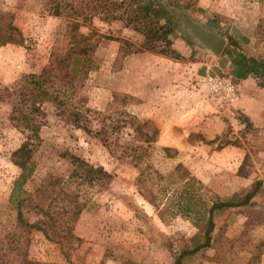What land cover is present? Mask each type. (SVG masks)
<instances>
[{
    "label": "rangeland",
    "instance_id": "rangeland-1",
    "mask_svg": "<svg viewBox=\"0 0 264 264\" xmlns=\"http://www.w3.org/2000/svg\"><path fill=\"white\" fill-rule=\"evenodd\" d=\"M137 1L149 7L146 11L161 10V23L172 31L171 39L179 36L193 53L177 51L178 55L166 56L143 51L125 56L120 51L122 42L110 38H125L142 46L144 36L122 22L109 24L95 18L82 31L99 29L109 38L100 40L95 52L98 68L88 75L82 93L88 106L107 115L116 118V111L123 109L159 128L157 141L141 165L145 176L150 172L148 166L157 173L138 182L139 169L118 158L120 151L114 154L98 136L66 122L48 104L36 169L26 184L34 193V204L40 201L44 184L69 174L70 154L103 166L115 177L109 185L79 188L86 201L74 227L79 240L58 244L39 230H23L10 195L20 173L11 154L24 135L11 124L10 105L0 101V256L8 253L9 264H26L16 250L25 248L16 242L19 234L28 241L26 260L35 264H175L193 248V236L203 237L208 200L244 195L256 180L262 181L260 191L249 203L214 215L212 247L199 251L192 261L183 254L181 263L247 264L250 250L253 254L264 250V111L258 121L261 126H255L237 105L240 80L218 67L230 61L248 74H257L264 87V0ZM165 1L227 37L219 58L188 36ZM50 7V0H0V40L10 32L9 24L24 36L21 45L0 46L1 85L11 86L24 74L40 72L51 52L67 46L68 20L49 14ZM199 61L209 65L208 74L191 64ZM210 74L229 77L237 84L233 103L210 91ZM124 94L132 97L122 102ZM175 117L183 122L176 129L168 125ZM185 130V141L175 145L173 139L185 135ZM127 132L133 129L124 128L120 142L131 137ZM191 178L196 181L188 191L185 184ZM182 196L193 210L191 215L180 212ZM24 215L30 222L40 218L32 205L25 207ZM252 264H264V251Z\"/></svg>",
    "mask_w": 264,
    "mask_h": 264
},
{
    "label": "trees",
    "instance_id": "trees-1",
    "mask_svg": "<svg viewBox=\"0 0 264 264\" xmlns=\"http://www.w3.org/2000/svg\"><path fill=\"white\" fill-rule=\"evenodd\" d=\"M50 1L49 14L68 20L67 46L65 49L51 52L48 62L40 72L24 74L11 86L0 84V101L10 105L11 124L24 135L21 145L11 154V161L20 169L10 195V202L18 210V225L23 230H39L47 239L58 244H69L74 239H80L75 235L74 227L86 207V201L81 197L79 188L81 186L90 188L109 185L115 175L101 165H93L78 155L70 154L68 158L69 174H66L63 180L56 179L54 182L42 184V196L40 201L34 204V193L26 188V184L34 175L35 157L43 142L41 130L48 121L46 106L51 104L56 108L57 114L66 122L98 136L114 154L120 151L121 154L118 158L132 163L139 169L138 182L142 181L146 173L141 166L146 161V152L153 149L160 132L159 128L154 126L151 121H141L127 110H117L118 116L115 118L88 106L82 93L85 81L90 72L98 68L95 52L100 40L109 37L95 28L86 33L82 31V27L87 24L91 26L94 19L98 18L109 24L119 21L123 23L124 27H130L140 32L145 38V43L142 46H136L125 38H110L122 42L120 51L125 56L143 51L166 56L178 55V52L173 47L172 31L161 23L163 17L161 10L157 9L154 13L146 11L149 7H145L140 1ZM8 29L10 32L0 40V46L9 43L23 44L24 36L21 30L13 24H9ZM131 97L124 94L120 100L125 102L126 98ZM244 119L248 126L251 125L248 118ZM126 127L133 129L134 133L127 132L131 137L120 142V132ZM164 150H169V148L165 147ZM148 167L150 172L145 177L157 173V170L151 169V166ZM160 177L162 176L159 175ZM194 181L196 179L191 178L186 182L185 188L188 191ZM261 183V180H256L244 195L234 193L227 200L209 199L207 210L204 213L205 217H203V237L199 238L198 235L192 237L193 248L184 252V257L192 261L199 251L212 247L211 233L215 226L214 215L228 208L249 203L260 191ZM178 203L182 214L187 216L192 214L193 210L190 204L183 203V196L180 197ZM28 205L37 208L40 215L37 221L30 222L25 217L24 209ZM16 238L20 247H25L21 250L16 248L23 257L22 262L35 264L31 260H26L28 256L27 238L21 234ZM250 252L252 256L247 264L259 260L262 253L258 251L253 254L251 250ZM183 254L175 264H182ZM8 259V253L5 256L1 255L0 264H9Z\"/></svg>",
    "mask_w": 264,
    "mask_h": 264
},
{
    "label": "crops",
    "instance_id": "crops-1",
    "mask_svg": "<svg viewBox=\"0 0 264 264\" xmlns=\"http://www.w3.org/2000/svg\"><path fill=\"white\" fill-rule=\"evenodd\" d=\"M173 47L177 51L182 52V55H190V53H193V50L189 48L179 36H176V38L173 40ZM191 64H194V68L198 67L199 69L201 68L202 70H204L205 74L209 73V65H207L205 62L199 61ZM218 67L222 68L223 71L225 69H228L229 71L233 72L231 73V76H235L238 80H240L239 87L241 93L240 99L237 102L238 108H240L242 111L249 115L251 121H254L255 126H261L258 121L259 118L261 119L260 116H262L264 111V87L259 85L260 80L258 75L253 72L248 74L247 72H244L241 66L235 64L232 65L230 61H228L227 63H220ZM253 84L256 85L255 88L257 90L254 89ZM252 92H254V95ZM168 125L169 127L176 129L175 125H183V122L180 121V118L175 117L173 118V122H168ZM187 135L188 134L186 130L185 135H176L175 139H173L175 145H177L179 142H182L183 139L185 141Z\"/></svg>",
    "mask_w": 264,
    "mask_h": 264
},
{
    "label": "water",
    "instance_id": "water-1",
    "mask_svg": "<svg viewBox=\"0 0 264 264\" xmlns=\"http://www.w3.org/2000/svg\"><path fill=\"white\" fill-rule=\"evenodd\" d=\"M167 9L171 14L179 18L184 30L192 40L201 45L206 51L217 59L222 54L227 42V37L215 29L206 27L196 20L188 11L171 7L165 1Z\"/></svg>",
    "mask_w": 264,
    "mask_h": 264
},
{
    "label": "built area",
    "instance_id": "built-area-1",
    "mask_svg": "<svg viewBox=\"0 0 264 264\" xmlns=\"http://www.w3.org/2000/svg\"><path fill=\"white\" fill-rule=\"evenodd\" d=\"M207 82L210 91L221 99L232 103L236 100L238 86L231 78L219 74H210L207 76Z\"/></svg>",
    "mask_w": 264,
    "mask_h": 264
}]
</instances>
